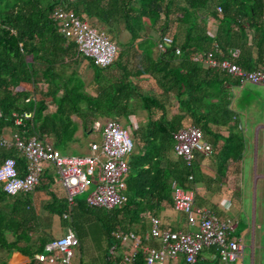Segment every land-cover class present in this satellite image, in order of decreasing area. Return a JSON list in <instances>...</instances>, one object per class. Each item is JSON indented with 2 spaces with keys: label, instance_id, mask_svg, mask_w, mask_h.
<instances>
[{
  "label": "trees",
  "instance_id": "trees-1",
  "mask_svg": "<svg viewBox=\"0 0 264 264\" xmlns=\"http://www.w3.org/2000/svg\"><path fill=\"white\" fill-rule=\"evenodd\" d=\"M55 10L99 25L96 29L117 45L113 61L98 67L78 54L74 41L57 30ZM120 30L128 35L124 42L118 39ZM163 36L170 42L159 50ZM214 44L216 58L229 59V52L236 50L232 61L243 70L264 63V0H0V134L9 130L20 140L35 136L65 154L71 143L78 142L74 137L78 129L89 132L99 118L129 123V116L142 110L144 121L131 130L138 149L128 159L123 203L94 210L84 199L74 201L80 215L95 219L107 247L120 246L111 231L141 236L148 216L171 206L170 182L191 189L197 179L194 157L185 163L172 152L176 130L197 127L211 146L209 154L200 155V161L207 157L211 172L200 168L205 188L226 183L227 166L242 158L244 138L230 108L228 88L238 80L192 60L212 51ZM80 60L85 63L79 71ZM143 79L153 83L154 92L140 91L135 81ZM23 111L31 112V117L13 125L14 116ZM6 157L14 159L21 175L25 166L21 153L13 145L0 146V163ZM50 167L39 177L43 188L53 181ZM48 195L41 216L29 206L27 194L9 196L0 187V251H15L27 258L23 264H36L33 256L53 240L51 217L67 223L75 210L65 199ZM6 231L11 241H6ZM81 231L72 232L76 239ZM209 253L218 257L214 248ZM133 263L145 264L139 250Z\"/></svg>",
  "mask_w": 264,
  "mask_h": 264
},
{
  "label": "built area",
  "instance_id": "built-area-1",
  "mask_svg": "<svg viewBox=\"0 0 264 264\" xmlns=\"http://www.w3.org/2000/svg\"><path fill=\"white\" fill-rule=\"evenodd\" d=\"M216 9L219 11V8ZM54 17L58 20L57 30L74 41L78 54L98 67L113 61L116 47L102 31L88 26L71 12L55 10ZM169 42L170 39L163 36L157 48L162 50ZM174 51L178 53L177 49ZM214 54H219L215 44L212 51L195 55L192 60L205 68H217L227 73L236 78L239 84H264V63L252 70H243L232 61L237 56L236 50L229 52V59L216 58ZM31 115L29 111L15 115L13 125H21ZM135 127L131 119L126 126L113 119H104L101 123L95 121L92 128L99 132L100 141L90 142L87 153L83 155L62 154L35 136L20 140L14 132L1 133L0 146L13 145L25 159L21 175L16 171L14 159L6 157L1 161V190L9 196L31 191L45 166L51 165L68 205H72L73 196L85 188L84 178L92 177L95 178L94 187L84 198L86 206L104 210L119 206L125 200L124 177L133 147L131 130ZM172 141L173 154L185 163H189L195 154L207 155L211 151V146L202 140L200 130L192 125L176 130L172 134ZM193 195L192 189H183L174 181L170 182L171 207L183 216L187 229L173 230L161 226L155 216H148L147 230L141 236L132 231H111V237L120 246L115 243L109 245L105 251L106 260L111 264H134L135 253L139 250L143 253L145 264H176L178 256L182 264H196L201 250L210 248H214L215 254L223 261L237 258L242 246L239 245V239L231 235L235 223L229 218L214 217L207 208L194 206ZM148 241H157L159 245L154 247L143 244ZM77 244L75 235L68 231L46 243L43 252L33 257L36 264H70Z\"/></svg>",
  "mask_w": 264,
  "mask_h": 264
},
{
  "label": "rangeland",
  "instance_id": "rangeland-1",
  "mask_svg": "<svg viewBox=\"0 0 264 264\" xmlns=\"http://www.w3.org/2000/svg\"><path fill=\"white\" fill-rule=\"evenodd\" d=\"M87 24L91 27L100 28L99 25L91 24L88 20ZM108 37L110 36L108 35ZM127 38L128 35L120 30L118 39L124 42ZM113 41L115 42V40L111 42ZM84 63V61L80 60L76 68L80 71ZM262 90L264 91V85L260 86L249 82H244L238 87L233 86L229 89L230 108L240 121L244 138V151L240 161L239 174L238 167H235V175L232 180L229 179L231 188L237 186L234 185V181L238 178L241 182L238 192L240 194L241 208L235 212V228L231 234L239 239L242 251L232 261H223L218 257L214 259V255H212L210 256L212 258L210 264H264V177H261L264 176V129H255V126L264 124V93H261ZM52 108L53 106L49 105V109L51 110ZM136 117V114L133 115L134 126L144 121V113L143 118L141 117L137 121L135 120ZM72 119L77 120L75 117H72ZM104 119L99 118L98 120L103 121ZM116 121L124 126L128 125L124 119L118 118ZM77 138L76 146L66 153L70 155L85 154L87 145L91 141H100L99 132L95 129L84 134L79 130ZM136 145L140 146L141 144L137 142ZM137 149V146L133 144L129 159L137 152ZM235 164L237 165L238 162ZM50 169L52 170L53 178L57 179L52 167ZM83 181L85 188L73 196L74 200H83L94 187L95 178L85 177ZM210 187L215 190L219 186L215 184ZM31 193L29 192L27 196L30 197ZM235 193L237 192L233 191V194ZM236 202L239 203V201ZM71 217L72 219L70 218L67 223L82 230V235L81 237L79 236V255L77 253V255L72 257L71 264H106L101 251L104 245V236H102L101 228L95 219L85 214L81 215L80 218ZM58 227L59 223H56L52 228L53 237L59 235ZM62 230H65V227ZM201 252L202 257H208L210 254L206 249L201 250ZM2 263L6 264L4 261ZM197 264H201L200 261Z\"/></svg>",
  "mask_w": 264,
  "mask_h": 264
},
{
  "label": "crops",
  "instance_id": "crops-1",
  "mask_svg": "<svg viewBox=\"0 0 264 264\" xmlns=\"http://www.w3.org/2000/svg\"><path fill=\"white\" fill-rule=\"evenodd\" d=\"M210 28H211L210 31L212 32L214 30V26H211ZM252 55H254V50H252ZM135 82H136L137 86L140 88V91L143 93H152L155 91L153 83L148 79H143V80H139V81H135ZM240 85H242V84H238L236 86L238 87ZM259 85L263 86L264 84H259ZM232 87L233 86H230L228 88L231 89ZM87 91L89 93L93 94V91H91V89L88 87H87ZM261 93L263 94L264 91L262 90ZM47 104H48V107H49V105H52L50 102H48ZM53 109H54V106L51 110H53ZM173 111H174V105L170 107V112H173ZM143 113L144 112L142 110L138 109L136 111L137 117L135 118V120L137 121L138 119H141V117L143 118ZM130 119L132 121H134L133 116H129V120ZM96 121L99 123L102 122L98 119ZM238 122H239V126L241 127L239 120H238ZM92 126H93V124H92ZM210 128L214 129L216 127L213 125H210ZM260 128L264 129V124H259V125L255 126L256 130L260 129ZM79 130L80 129H78L74 133V137L78 136ZM8 132H9V130H5L3 133L7 134ZM221 132H223V131H221ZM75 146H76V142L71 143L70 149H73ZM86 153H87V149H86ZM66 154H68V153H66ZM82 155H83V153H82ZM206 158H203L200 161V154L194 155L193 161L195 163V168L197 170L198 175H197V179H196L195 183L193 184V186L191 188L193 190V193H194L193 205L198 206V207L207 208L208 210L211 211L212 215L218 219L229 218L233 222H235L234 221L235 212L239 211L241 208L240 194H238L240 187H241V182H240V179L238 178L237 180L234 181V185H237V186H235V187L233 186L231 188L229 186V179H231V180L233 179V177L235 175V172H234L235 167H238V174H239L240 161L241 160L238 162L237 165L234 163L233 165L227 166L226 183L222 184L218 188H215V190L214 189L212 190L211 187L205 188V185L200 183V168H201V171L204 172L205 174L211 173L210 169H209V163H208V160H206ZM128 159H129V156H128ZM49 166H51V165H47L45 167L48 168ZM261 177H264V176H261ZM237 181H238V183H236ZM233 191H235L237 193L233 194ZM29 192H32V193H31L30 197L27 196L28 204L31 208L36 210L41 216H43L45 214L44 211L41 209V206L43 203H45L49 199V195H48L49 192L52 193L56 198L65 199V193H64L62 186L60 185V183L58 181V177H57V179L53 178V181L48 183V185L44 188L41 187L39 185V182H38L34 186V188ZM29 192H26L25 194L28 195ZM65 201H66V199H65ZM74 201L75 200L73 199V204L69 205V206H73L75 208L76 203ZM236 201H239V203H237ZM235 202H236V204H235ZM66 203H67V201H66ZM95 209H99V208H94V210ZM72 216L74 218H80L81 217V215L77 212L76 208H75ZM154 216L160 220L161 226H166V227L173 229V230H175V229H184V230L187 229L185 224H184V221H183V216L180 213L175 212L170 205L162 206L161 209ZM65 217H66V215L63 214L62 218H65ZM56 223H59V227H58V234L59 235H62L68 231H70L71 233L72 232L74 233L76 230H78L77 227H73L72 225L70 227L69 223H64V222L60 221L56 215H53L51 217V230L56 225ZM147 226H148V222H146V228H147ZM63 227H65V230H62ZM81 235H82V233H81ZM81 235H80V237H81ZM102 236H104L103 233H102ZM4 237H5L6 241L12 240L11 234L7 231L4 232ZM55 237H57V236H55ZM55 237H53V238H55ZM77 239H78L77 240L78 244L73 249V256L77 255V253L79 255V250H78V248H79V237H77ZM103 244L104 245H103V248L101 251H102V257L105 260L104 255H105V251L107 248V241L105 240V238H104ZM143 244L148 245V246H154V247H158V245H159L157 241H148V242H144ZM208 252H209V249H208ZM201 253L202 252H200L198 255L196 264L199 261L201 264H210L211 260H212V258H210V256H212V254L210 253L211 255L209 254L208 257H202ZM0 260H2V262L3 261L6 262V264H23L27 261V258L25 256H22V255L16 253L15 251H11L9 253H5L4 251H0ZM70 264H71V262H70ZM176 264H182V260H181L180 256H178Z\"/></svg>",
  "mask_w": 264,
  "mask_h": 264
},
{
  "label": "clouds",
  "instance_id": "clouds-1",
  "mask_svg": "<svg viewBox=\"0 0 264 264\" xmlns=\"http://www.w3.org/2000/svg\"><path fill=\"white\" fill-rule=\"evenodd\" d=\"M9 174H12V173H9Z\"/></svg>",
  "mask_w": 264,
  "mask_h": 264
}]
</instances>
